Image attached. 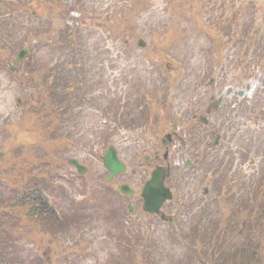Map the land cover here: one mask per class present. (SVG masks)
Instances as JSON below:
<instances>
[{"label": "rangeland", "instance_id": "374dc122", "mask_svg": "<svg viewBox=\"0 0 264 264\" xmlns=\"http://www.w3.org/2000/svg\"><path fill=\"white\" fill-rule=\"evenodd\" d=\"M43 1L44 7L43 2H37L31 11L26 2L21 4L14 0L11 5L15 13L0 14V38L4 40L7 33L11 41H16L14 47L9 44L12 50L0 53L2 66L8 69L6 60L15 61L21 49L30 50L42 44L33 29L39 22L59 29L69 27L75 34L80 31L82 38L69 52L81 50L91 55L92 60L73 62L72 54L69 56L60 45L53 48L47 45L37 53L32 50L25 57V65L17 66L14 73L6 70L0 74V244H3L0 246V264H255V258L261 261L264 248L257 255L256 247L258 233L264 235V132L261 130H264V122L259 121V125L241 108L247 102H256L259 96L264 103V64L262 57H258L264 53L261 51L264 50V0ZM140 40L147 43L143 51L146 66L162 67L165 80L172 83L165 89L166 83L155 80L156 73H150L145 80L147 89L158 85L161 95L169 94L170 112L159 118L158 142L153 141L152 130L144 135L130 130L115 131L116 134L119 132L115 145L122 151L120 158L128 170L107 184L108 175L101 159L108 148L107 139L96 145L95 137L81 135L90 134L88 127L99 123V111H115L119 116L125 114L126 120L134 117L137 123H146L142 119L144 113L139 115L137 107L143 84L127 70L128 64H137L138 55L142 59L137 47ZM123 42H127V46ZM5 48L8 47L1 42L0 52ZM103 49L107 53L102 59L105 64L102 76L111 82L103 84L100 79L93 90L82 84L78 85V90L75 86L69 88L74 79L79 78L76 71L97 64L98 52ZM220 53L223 61L215 69L214 76L196 88L203 70L201 64L205 65L208 54L216 56ZM64 56L71 60L68 61L71 66L60 62ZM117 57H121V61ZM165 65L172 70L167 72ZM237 65L245 68H241L242 77L239 73L233 74V71L239 72L235 70ZM49 70L57 84L53 88H45L46 82L51 81L46 78ZM37 72L40 73L35 74ZM223 72L228 74V84L234 92L222 98L218 114L228 113L230 117L231 111L238 113L235 118L225 120V123L232 121V132L228 137H234L233 141L224 140L217 148L220 154L208 160L214 165L210 167L208 180H217L223 187V194L214 199L216 191L211 189V198L200 199L195 204L189 197L175 194L172 203L164 206L163 214L176 220L165 222L155 216H146L142 211L141 191L152 169L148 173L145 168V155L166 138L172 127L181 128L179 123L166 125L163 120L168 116L169 121H183L194 127L191 117L183 115L202 107L207 97L206 89L213 103L223 96L226 90L220 86ZM92 74L90 72V76ZM152 75L155 78L148 80ZM246 75L250 76L249 81L237 87V82L240 79L242 82ZM34 76L36 79L32 80ZM58 85L65 87L63 96L67 101L72 97H86L80 102L88 110L81 113L67 108L64 120L52 121L50 112L58 105ZM103 86H107L105 91L110 92L109 97L104 100L93 98L102 92L100 87ZM114 88L116 93L113 94L111 89ZM46 92L52 103V108L47 111ZM127 92L132 94V101ZM238 93H243V97L240 98ZM104 117L100 119L101 124L104 125L102 121L105 120L113 129L115 115ZM208 120V130L221 132L223 127L218 125V116ZM246 128L258 134V142L250 138V162L239 169L238 178L241 182L246 175L251 176V163L257 161L255 186H258V196L254 199L255 195L249 190L247 205L242 201L246 210L235 213L234 206L241 200H231V196L238 194L241 186L225 194L236 182L234 175L242 160L239 154L235 155L230 164L233 167L229 168L226 165L230 157L224 155L238 152V146L246 147L249 139ZM182 135L186 136L185 133ZM125 139L127 142L122 143ZM243 140L244 145L238 144ZM89 144L96 145L94 150L85 148ZM172 156L176 172L182 173L188 154L179 155L174 151ZM71 158H79L88 169L84 176H79L69 165ZM48 172H51L49 186L52 193L48 201L56 215L46 214L37 223L30 216V205L33 193L36 195L34 189L47 180ZM187 173L188 170L184 172ZM122 184L131 187L132 199L119 194L117 188ZM190 185L193 188L192 178L182 191L189 192ZM190 204H193L192 208L188 207ZM129 206L134 209L131 214ZM72 251L82 257L67 254ZM15 252L17 257H13Z\"/></svg>", "mask_w": 264, "mask_h": 264}, {"label": "flooded vegetation", "instance_id": "af4514ba", "mask_svg": "<svg viewBox=\"0 0 264 264\" xmlns=\"http://www.w3.org/2000/svg\"><path fill=\"white\" fill-rule=\"evenodd\" d=\"M206 101H207V103H206L207 111L205 113H206V115L210 116L211 105H212L211 97H207ZM216 105L217 104L214 105L215 109L217 108ZM130 118L131 117H129L128 119H130ZM194 118H195V116H194ZM141 129L143 130L142 126H141ZM151 130H153L155 133H157V130H154V128ZM188 134L192 140L196 141V143L194 145H192V146L190 145V147L187 151L190 153V156L194 158V160L189 161V164H187V167L189 168V170H188L189 171V178H192V181H193V186L195 189V196L197 198V201H199L200 195L198 194V191L201 189V185H199V184H201V181H203V179H205V180L208 179L210 173L207 170H205V172H202L203 167L199 166L194 161L197 157L199 158L201 156L202 153H200V150L202 147H204V149H205V153L203 154L204 158L212 156V155H216L217 152L215 150H213L216 147L213 148L208 143V141L212 135V133H210L209 131L205 130L204 128L195 127V128H192L191 131H188ZM221 138L222 137H220V140H221ZM179 140H181V141L178 142ZM174 141L176 142L177 146L179 145V143H182V146L186 145V142L184 140H182V138L179 136V133L177 132V130L171 129L170 135H169V137H167V141H162V144L158 148H154L152 153L150 154V156L146 157V164L148 166H151L152 164L158 163V166H160V165L162 166L163 164L167 163L169 160V156H170L171 146L174 145ZM162 150H166V154L163 156V161H162V158L160 156V152ZM179 151H180V149H179ZM181 154H183V153H179V155H181ZM168 166L171 168L170 165H168ZM201 178H202V180L200 182H198ZM212 188H214V187H212ZM220 189L222 191V187ZM204 196H206V195H204ZM202 198H205V197H202ZM197 201H195V203ZM201 202L202 201L198 202L200 204V206H201Z\"/></svg>", "mask_w": 264, "mask_h": 264}, {"label": "water", "instance_id": "95a60500", "mask_svg": "<svg viewBox=\"0 0 264 264\" xmlns=\"http://www.w3.org/2000/svg\"><path fill=\"white\" fill-rule=\"evenodd\" d=\"M140 46H144V42L140 41ZM27 50L24 49L17 57V62L21 63ZM14 71V68H12ZM71 163L78 169L79 174H83L85 169L81 167L77 161H71ZM105 169L110 173L108 182H110L115 176L126 172V166L119 161L115 149L110 148L106 156L103 159ZM166 171L162 168L156 169L150 181H148L142 192V199L144 201L143 210L150 214H159L162 205L172 199L171 191L164 186ZM119 191L129 197H132L133 192L125 185L119 187ZM131 211V210H130Z\"/></svg>", "mask_w": 264, "mask_h": 264}, {"label": "trees", "instance_id": "16d2710c", "mask_svg": "<svg viewBox=\"0 0 264 264\" xmlns=\"http://www.w3.org/2000/svg\"><path fill=\"white\" fill-rule=\"evenodd\" d=\"M19 2L21 4L26 2L27 7L31 6V11H33L32 7H33L34 3L38 2V4H40L39 2H41V4H42V2H43L42 7L45 6L43 0H19ZM12 3H13V0H8V1L0 0V14H3V11H7L8 14L9 13H13L14 14L15 10L12 8V5H11ZM53 6H54V4H53ZM46 26H47V23L39 22V23H37L36 28H33L34 31H35V36L37 37V39H41L42 40V42H41L42 44L40 46L33 47L32 50H35L36 53H37L38 50H43L45 48V46L52 45V44L54 46H56V45L59 46L60 45L65 50H68V48L70 46L71 37L74 35L72 30L67 28L68 31H69L68 32L66 28L59 29V28L53 27L50 24L47 27ZM4 38H5L4 40H3V38H0V39H2V40H0V43L4 42L8 48H5L3 50V52H0V53H4V52H6L8 50H12L11 47L12 46L13 47L16 46V43H15L16 41H11V39L9 38L7 33L4 35ZM59 39H60V41H58ZM21 42L24 43V41H21ZM9 44H11V47L9 46ZM26 44H28V42H26ZM222 57H223L222 53L216 54V56H212V55L208 54V56L206 57L205 65H203V63L201 64V67H202V69L205 72V76H209V75L214 74L215 67L216 66L219 67L221 65V62L223 61ZM262 59H264V56L262 57ZM1 62L3 63V61L0 60V74L7 70L5 68V66L4 67L2 66ZM39 73L40 72H37L35 74H39ZM35 79H36V77L34 76L32 78V80H35ZM45 206H46V204H44V207ZM259 234H260V236L258 237L259 238V248H260V251H261V249H262V247H261V239L263 238V235L261 233H259ZM0 246L3 247V244L1 243ZM258 264H262V262H259Z\"/></svg>", "mask_w": 264, "mask_h": 264}]
</instances>
